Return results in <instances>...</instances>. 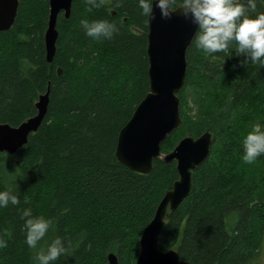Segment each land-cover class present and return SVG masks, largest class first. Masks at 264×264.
I'll use <instances>...</instances> for the list:
<instances>
[{
	"label": "trees",
	"instance_id": "16d2710c",
	"mask_svg": "<svg viewBox=\"0 0 264 264\" xmlns=\"http://www.w3.org/2000/svg\"><path fill=\"white\" fill-rule=\"evenodd\" d=\"M141 11L137 0H103L100 7L73 0L70 18L59 17L51 64L50 0H20L15 24L0 32V125L36 116L39 97L51 88L39 131L16 154L0 153V191L19 198L0 207V264H35L21 218L28 208L53 220L40 245L59 236L67 249L52 264H110V254L118 264H136L142 233L180 179L176 162L158 159L151 174L140 175L116 156L120 131L150 92L149 17ZM81 19L108 20L118 31L94 39ZM243 59L234 44L207 54L192 42L179 94L183 124L162 145L167 155L186 137L212 133L209 158L159 238L161 250L192 264H257L264 243V155L242 159L243 137L264 123V66Z\"/></svg>",
	"mask_w": 264,
	"mask_h": 264
},
{
	"label": "water",
	"instance_id": "95a60500",
	"mask_svg": "<svg viewBox=\"0 0 264 264\" xmlns=\"http://www.w3.org/2000/svg\"><path fill=\"white\" fill-rule=\"evenodd\" d=\"M73 0H50L48 29L45 35L47 62L53 63L61 14L69 19ZM20 0H0V32L9 31L15 24ZM154 8V18H149L148 48L150 92L136 108L132 118L120 131L116 156L119 162L134 173L149 175L156 160L177 163L180 179L160 202L151 223L140 239V253L136 264H192L182 260L176 250L159 248L165 220L189 197L192 190V174L204 164L211 154L213 137L206 132L198 138L186 137L169 154L164 155L162 145L178 130L183 120L180 113L179 94L187 77V53L192 45L197 26L186 20L182 11L173 12L170 19L161 17L160 9ZM179 9V7L177 8ZM62 71L59 70V76ZM47 93L39 97L37 115L14 127L0 125V153L16 154L29 142L32 134L41 128L50 103ZM110 264H118L110 254Z\"/></svg>",
	"mask_w": 264,
	"mask_h": 264
},
{
	"label": "clouds",
	"instance_id": "9594fccd",
	"mask_svg": "<svg viewBox=\"0 0 264 264\" xmlns=\"http://www.w3.org/2000/svg\"><path fill=\"white\" fill-rule=\"evenodd\" d=\"M92 7H100L103 0H87ZM137 0L138 8L145 17L154 18V8L160 9L163 19H170L174 11H182L186 20L197 26L193 42L197 49L207 54L224 52L234 44L235 54L242 56V64L264 66V0ZM119 2L117 7H119ZM91 8L89 9V11ZM80 26L88 37L111 39L118 31L115 23L104 19L89 21L81 19ZM242 159L253 163L264 155V123L256 122L242 139ZM19 204V198L12 191H0V207ZM25 219L26 243L29 248L37 249L35 264H52L67 249L61 237L57 236L46 247L40 245L53 225L51 218L33 216L30 208L23 211ZM0 246L3 242L0 241ZM39 246V247H38Z\"/></svg>",
	"mask_w": 264,
	"mask_h": 264
},
{
	"label": "rangeland",
	"instance_id": "374dc122",
	"mask_svg": "<svg viewBox=\"0 0 264 264\" xmlns=\"http://www.w3.org/2000/svg\"><path fill=\"white\" fill-rule=\"evenodd\" d=\"M256 263L257 264H264V243H263V247L261 249L260 255H259Z\"/></svg>",
	"mask_w": 264,
	"mask_h": 264
}]
</instances>
